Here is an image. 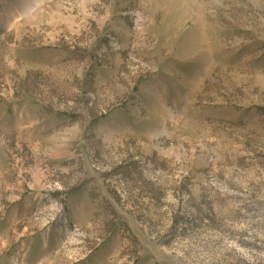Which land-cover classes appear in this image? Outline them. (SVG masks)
Here are the masks:
<instances>
[{
    "label": "rangeland",
    "instance_id": "obj_1",
    "mask_svg": "<svg viewBox=\"0 0 264 264\" xmlns=\"http://www.w3.org/2000/svg\"><path fill=\"white\" fill-rule=\"evenodd\" d=\"M0 264H264V0H0Z\"/></svg>",
    "mask_w": 264,
    "mask_h": 264
}]
</instances>
